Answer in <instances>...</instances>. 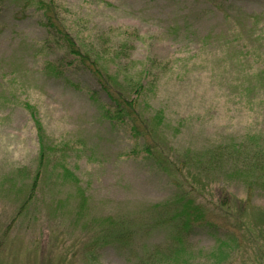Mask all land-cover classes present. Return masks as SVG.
<instances>
[{"label":"rangeland","instance_id":"374dc122","mask_svg":"<svg viewBox=\"0 0 264 264\" xmlns=\"http://www.w3.org/2000/svg\"><path fill=\"white\" fill-rule=\"evenodd\" d=\"M34 1L0 3V264H264V175L248 174L264 172V0H54L77 45L138 99L146 143L103 118L86 70L47 69L65 50L46 43ZM25 101L74 174L53 159L29 199ZM186 190L210 222L177 239L153 206Z\"/></svg>","mask_w":264,"mask_h":264},{"label":"trees","instance_id":"16d2710c","mask_svg":"<svg viewBox=\"0 0 264 264\" xmlns=\"http://www.w3.org/2000/svg\"><path fill=\"white\" fill-rule=\"evenodd\" d=\"M33 4L35 5L34 8L41 12L42 25L46 30V43L65 50L64 57L56 62L47 63V69L57 77L64 74L68 65L76 64L78 68L86 70L96 80L100 91L107 99L106 105L102 106L103 118L111 123L126 125L132 137L136 139L143 138L146 143V132L142 125L143 118L137 111L138 99L132 94H127L125 88H121L118 79L119 76L109 70L107 63L99 59L98 54L89 53L82 45H77L64 26V21H62L54 0H36ZM125 49L126 48H123L122 52H125ZM107 51L109 53L105 51L100 55L104 57L110 55L112 48ZM67 60H69V62H66ZM140 73V78L144 79L149 76V69L145 66L140 69ZM141 79L133 85H131L130 81L126 78L124 81L129 86L130 90L139 92L144 90ZM91 96L95 99L94 95L91 94ZM22 107L33 122L38 143L37 169L32 181L26 189V195H28L29 199V197L37 193L38 184L44 178L46 172L49 170H56L53 167H49L53 159L52 165L58 164L61 167L62 177L73 178L74 174L69 167V159L65 151V145L59 141H51L46 136L45 129L38 116L37 108L27 101L22 103ZM158 117L159 115H155L156 119H158ZM144 151L152 155L149 144H145ZM248 171L251 177L249 182L259 180V178H262L264 175V172H261V163L255 164L252 169ZM246 177H248V175ZM153 208L161 214L168 213L165 217L166 223H170L174 226L177 239L183 235L190 234L193 231L206 227L208 225L207 222H210L206 220V211L202 205L189 195V190L182 192V194H177L174 199L168 200V202L154 205ZM160 222L163 223V220L161 219ZM156 224H159V222L157 221L155 225Z\"/></svg>","mask_w":264,"mask_h":264}]
</instances>
